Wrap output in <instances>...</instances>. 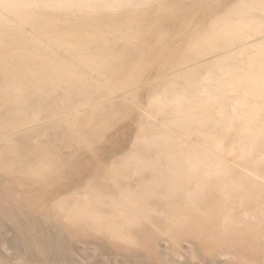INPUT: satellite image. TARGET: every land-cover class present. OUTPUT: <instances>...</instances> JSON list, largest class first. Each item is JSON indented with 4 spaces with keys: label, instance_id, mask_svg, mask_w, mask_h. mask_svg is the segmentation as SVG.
<instances>
[{
    "label": "bare ground",
    "instance_id": "6f19581e",
    "mask_svg": "<svg viewBox=\"0 0 264 264\" xmlns=\"http://www.w3.org/2000/svg\"><path fill=\"white\" fill-rule=\"evenodd\" d=\"M6 231L19 264H264V0H0Z\"/></svg>",
    "mask_w": 264,
    "mask_h": 264
},
{
    "label": "rangeland",
    "instance_id": "374dc122",
    "mask_svg": "<svg viewBox=\"0 0 264 264\" xmlns=\"http://www.w3.org/2000/svg\"><path fill=\"white\" fill-rule=\"evenodd\" d=\"M151 73V72H150ZM135 93V92H134ZM137 99H138V97H136ZM140 100H141V98H140ZM120 136H122V135H118L117 137H119L120 138ZM8 231H6L5 232V234L3 233V236H0V256L1 257H7V258H9V260H10V262H9V264H19V258H16V259H12L13 257H14V250H12L11 251V247L8 245L7 246V244H5V243H3V244H5V245H3V244H1V241L3 240L2 238H10L11 236H12V234H11V236H10V232L9 233H7ZM1 235V234H0ZM3 245V246H2ZM5 246V247H4ZM7 248V249H6ZM195 255V254H194ZM12 256V257H11ZM193 263H195V264H199V261H194Z\"/></svg>",
    "mask_w": 264,
    "mask_h": 264
}]
</instances>
